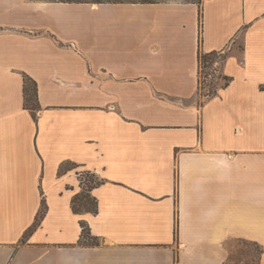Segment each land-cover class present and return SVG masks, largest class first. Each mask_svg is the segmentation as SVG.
<instances>
[{"label": "crops", "instance_id": "1", "mask_svg": "<svg viewBox=\"0 0 264 264\" xmlns=\"http://www.w3.org/2000/svg\"><path fill=\"white\" fill-rule=\"evenodd\" d=\"M0 264H264V0H0Z\"/></svg>", "mask_w": 264, "mask_h": 264}, {"label": "rangeland", "instance_id": "2", "mask_svg": "<svg viewBox=\"0 0 264 264\" xmlns=\"http://www.w3.org/2000/svg\"><path fill=\"white\" fill-rule=\"evenodd\" d=\"M157 2H163V1H173V2H187V3H196L200 4L202 0H154ZM222 58L215 57L208 63H205L204 61L201 63L200 68V91L201 96H210L211 94H214L220 86L225 85L227 82L224 79L223 75L221 74V65H222ZM79 179L82 182L84 191L80 194L79 198L76 200V210L77 211H84L86 209H94V202L88 198L87 190L88 186H91L93 184L94 180L91 177L90 174L84 173L83 169H79L78 171ZM90 181H93L91 184H89ZM96 181V179H95ZM87 240H90L89 236H86ZM91 242V241H89ZM242 252H257V249L252 248L251 246L246 247V245H242L240 248Z\"/></svg>", "mask_w": 264, "mask_h": 264}, {"label": "trees", "instance_id": "3", "mask_svg": "<svg viewBox=\"0 0 264 264\" xmlns=\"http://www.w3.org/2000/svg\"><path fill=\"white\" fill-rule=\"evenodd\" d=\"M48 1H54V2H64V3H85V4H119V3H155L157 1L154 0H48ZM201 23V18H200ZM222 58V61L224 60V56L222 54H219L218 52H213L210 54H200L199 55V62H200V68L201 63L204 61L205 63H208L215 57ZM226 80L227 85L230 81L228 77H224ZM217 92V91H216ZM211 94L208 97H211L216 94ZM25 95H26V106L30 107L32 111H36L38 109V100H37V87L36 84L32 81L27 80L26 81V87H25ZM46 213V204L43 202L42 208L40 210V213L38 214V217L36 219V224L44 217ZM84 235H88L87 228L83 227Z\"/></svg>", "mask_w": 264, "mask_h": 264}, {"label": "bare ground", "instance_id": "4", "mask_svg": "<svg viewBox=\"0 0 264 264\" xmlns=\"http://www.w3.org/2000/svg\"><path fill=\"white\" fill-rule=\"evenodd\" d=\"M93 7H94V8H96V7H97V5H94Z\"/></svg>", "mask_w": 264, "mask_h": 264}]
</instances>
